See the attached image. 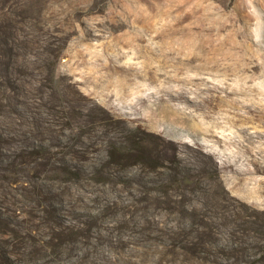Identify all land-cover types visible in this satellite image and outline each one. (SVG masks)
I'll list each match as a JSON object with an SVG mask.
<instances>
[{
    "label": "rangeland",
    "instance_id": "rangeland-1",
    "mask_svg": "<svg viewBox=\"0 0 264 264\" xmlns=\"http://www.w3.org/2000/svg\"><path fill=\"white\" fill-rule=\"evenodd\" d=\"M21 2L0 3V264H264V0ZM48 205L87 235L52 244Z\"/></svg>",
    "mask_w": 264,
    "mask_h": 264
},
{
    "label": "trees",
    "instance_id": "trees-1",
    "mask_svg": "<svg viewBox=\"0 0 264 264\" xmlns=\"http://www.w3.org/2000/svg\"><path fill=\"white\" fill-rule=\"evenodd\" d=\"M14 0H0V3L2 4L3 2H13ZM40 0H25V3L23 4L21 2V5L12 3V5H14V8H10L8 9L10 13H12L13 15H18L21 16L23 14H31L33 12L35 13H39L40 12V8H39V2ZM9 6V5H8ZM7 8V7H5ZM5 8H1L0 7V14H2L0 16V40L1 42L4 44H6V36L8 37V35L12 34L13 28H15L14 25V21L16 19H12L9 18L5 15V13H3V10ZM0 53L3 52L0 51ZM48 63V62H47ZM0 64H2V61L0 60ZM46 69L52 72V69L50 67V64H47ZM4 77L1 76L0 74V78ZM1 83V80H0ZM250 136H252L250 134ZM3 139L2 135H0V141ZM41 149L40 147H35L32 148L30 150H28L27 152H21V153H17L14 154L13 156H11L10 158H12L10 160V158H8L9 161L5 160V165H8L10 167V165L13 164V160L15 159V157L20 158L21 161H23V159L26 156H34V155H38L39 153V157H43L45 154H41ZM1 151V149H0ZM173 150V152H171V154L173 155V157L175 159H179V155ZM172 157V158H173ZM14 165V164H13ZM59 168L61 169L62 173H64V175L62 176L63 179H77L79 177V171L76 168H71L70 166H66V165H61L59 166ZM40 213L41 214H33L37 217L38 220H40L41 222H45V224L47 225V227L50 229L48 233H50L51 239L50 242L56 243L57 241L61 240L64 237H71V236H75L76 233H83L80 234V236L84 237L87 235L88 233V226L87 224L89 223V220L86 222H83L84 226L81 227H77L74 228L72 226H66V225H62L59 226L56 221H55V213H54V208L51 205L48 206H40L39 207ZM122 222H117L114 224V226H118L120 225ZM57 225V226H54ZM109 236L107 238H104L102 235L98 234L95 237L96 242H98L101 239H106L105 241L108 243L109 246L113 245V247L117 250V253H124L123 251H120L121 248H123V246H128L129 244V239L128 238H124L122 236ZM87 255L89 254L88 251L85 252ZM106 257H102V258H91L89 261V264H101V261L104 260L105 261ZM107 259V258H106ZM62 264H65L64 262ZM126 264V262H125ZM129 264V263H127Z\"/></svg>",
    "mask_w": 264,
    "mask_h": 264
}]
</instances>
